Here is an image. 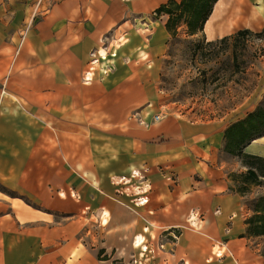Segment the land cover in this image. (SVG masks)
I'll return each mask as SVG.
<instances>
[{
  "label": "crops",
  "instance_id": "obj_1",
  "mask_svg": "<svg viewBox=\"0 0 264 264\" xmlns=\"http://www.w3.org/2000/svg\"><path fill=\"white\" fill-rule=\"evenodd\" d=\"M168 1L0 0V264H264L227 123L156 106ZM263 28L218 0L204 36Z\"/></svg>",
  "mask_w": 264,
  "mask_h": 264
},
{
  "label": "rangeland",
  "instance_id": "obj_2",
  "mask_svg": "<svg viewBox=\"0 0 264 264\" xmlns=\"http://www.w3.org/2000/svg\"><path fill=\"white\" fill-rule=\"evenodd\" d=\"M157 90L156 106L165 111L177 109L193 120L218 119L227 127L264 109V28L227 41H209L203 34L189 36L181 30L169 39ZM224 156L229 163L228 189L255 207L264 195V180L244 181L241 174L248 167L243 158L227 151ZM239 162L243 168L236 166ZM259 238L264 241V235Z\"/></svg>",
  "mask_w": 264,
  "mask_h": 264
},
{
  "label": "trees",
  "instance_id": "obj_3",
  "mask_svg": "<svg viewBox=\"0 0 264 264\" xmlns=\"http://www.w3.org/2000/svg\"><path fill=\"white\" fill-rule=\"evenodd\" d=\"M217 1L169 0L154 14L168 15L166 26L171 37H177L181 30H185L189 36L204 35L205 23L212 14ZM250 32V29H243L220 40L227 41L234 36L238 37ZM261 136H264V109L262 107L250 112L245 118L233 122L225 130L224 150L243 158V164L248 169L241 175L246 182L260 184L264 180V156L244 151L250 142ZM258 202L255 207H251L253 213L247 219L248 231L252 236L264 235V195L258 199Z\"/></svg>",
  "mask_w": 264,
  "mask_h": 264
},
{
  "label": "built area",
  "instance_id": "obj_4",
  "mask_svg": "<svg viewBox=\"0 0 264 264\" xmlns=\"http://www.w3.org/2000/svg\"><path fill=\"white\" fill-rule=\"evenodd\" d=\"M154 119H155V120L160 119V115H159V114L155 115Z\"/></svg>",
  "mask_w": 264,
  "mask_h": 264
}]
</instances>
